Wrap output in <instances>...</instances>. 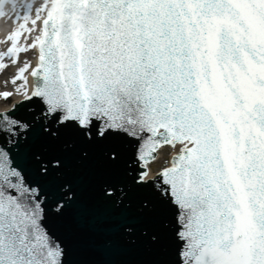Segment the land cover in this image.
Masks as SVG:
<instances>
[{"label":"snow or ice","instance_id":"1","mask_svg":"<svg viewBox=\"0 0 264 264\" xmlns=\"http://www.w3.org/2000/svg\"><path fill=\"white\" fill-rule=\"evenodd\" d=\"M11 7L0 70L37 60L0 92L21 97L0 111V264H83L76 230L149 264H264V0ZM72 156L107 170L90 203Z\"/></svg>","mask_w":264,"mask_h":264},{"label":"water","instance_id":"2","mask_svg":"<svg viewBox=\"0 0 264 264\" xmlns=\"http://www.w3.org/2000/svg\"><path fill=\"white\" fill-rule=\"evenodd\" d=\"M69 169L84 182L86 201L90 203L93 181L107 175L102 161L96 156L86 164H82L77 156H72L69 160ZM96 211L100 214L101 219L107 215L103 209L97 208ZM74 236L77 243L75 258L83 264H149L150 261L160 259V257L146 253L128 242L114 241L110 246L112 250H105V246L100 242L98 236L92 232L76 230Z\"/></svg>","mask_w":264,"mask_h":264},{"label":"rangeland","instance_id":"3","mask_svg":"<svg viewBox=\"0 0 264 264\" xmlns=\"http://www.w3.org/2000/svg\"><path fill=\"white\" fill-rule=\"evenodd\" d=\"M41 0H17V8L16 12L19 14H23V10L19 7L20 4L24 2L32 3L34 6H38ZM4 11L7 13V16H5L4 21L0 24V52L6 51L7 48L10 46V43L7 41V37L11 34V32L18 30V22L15 18V13L12 10L11 7V0H9V3L4 5ZM1 18V17H0ZM35 35V34H33ZM32 37H29L27 40V43H31ZM20 43L23 45L25 43L24 37L22 36L20 38ZM34 55V52L29 51L26 54H21L19 57L20 63L12 64L10 60L5 59L3 63L7 65L6 69L0 70V90L4 89L5 91L8 89H16V87L19 84V81L17 82V85H14L12 83H7L5 86V81H10V79L15 76V74L18 72L19 67L23 66L24 62L31 61L32 56ZM10 98L5 101L3 99H0V105H5L9 103ZM171 149H165L164 152L161 153V157L169 156ZM161 164H167V160H159L156 164H153V170H155L157 167H160Z\"/></svg>","mask_w":264,"mask_h":264},{"label":"bare ground","instance_id":"4","mask_svg":"<svg viewBox=\"0 0 264 264\" xmlns=\"http://www.w3.org/2000/svg\"><path fill=\"white\" fill-rule=\"evenodd\" d=\"M41 2V1H40ZM5 16H7V14L6 15H3V16H0L1 18H0V24L4 21V19H5ZM36 54L34 53V55L32 56V58H31V63H32V65L34 66L35 65V61H36ZM26 75H27V73H26ZM23 81H19V83H22ZM28 86L29 87H31L32 86V83H31V77H30V75L28 76ZM3 91H5L4 89L2 90H0V92H3ZM6 91H10V92H14L15 93V89H13V90H11V89H8V90H6ZM21 97L19 96V94H14L12 97H10V101H9V103H7V104H5V105H0V111L1 110H5V109H8V108H10V106H11V104L12 103H14L15 101H18L19 99H20ZM170 152L172 153V150H170ZM171 153L169 154V155H171ZM161 155V154H160Z\"/></svg>","mask_w":264,"mask_h":264}]
</instances>
